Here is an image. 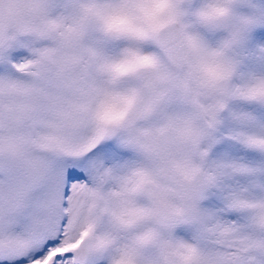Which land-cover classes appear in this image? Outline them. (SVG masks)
<instances>
[{
	"label": "snow or ice",
	"instance_id": "snow-or-ice-1",
	"mask_svg": "<svg viewBox=\"0 0 264 264\" xmlns=\"http://www.w3.org/2000/svg\"><path fill=\"white\" fill-rule=\"evenodd\" d=\"M0 264H264V0H0Z\"/></svg>",
	"mask_w": 264,
	"mask_h": 264
}]
</instances>
